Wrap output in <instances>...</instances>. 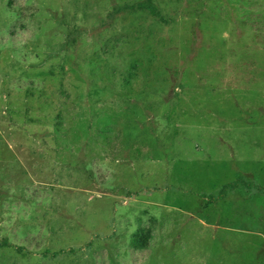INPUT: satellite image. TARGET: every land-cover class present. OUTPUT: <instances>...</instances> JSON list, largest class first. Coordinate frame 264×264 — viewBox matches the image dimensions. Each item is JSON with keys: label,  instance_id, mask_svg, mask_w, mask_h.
Returning <instances> with one entry per match:
<instances>
[{"label": "rangeland", "instance_id": "rangeland-1", "mask_svg": "<svg viewBox=\"0 0 264 264\" xmlns=\"http://www.w3.org/2000/svg\"><path fill=\"white\" fill-rule=\"evenodd\" d=\"M144 1L0 0V264H264V0Z\"/></svg>", "mask_w": 264, "mask_h": 264}, {"label": "trees", "instance_id": "trees-1", "mask_svg": "<svg viewBox=\"0 0 264 264\" xmlns=\"http://www.w3.org/2000/svg\"><path fill=\"white\" fill-rule=\"evenodd\" d=\"M134 8H138L140 10H145L147 12H149L152 16L159 18L161 21H164V17L162 16V14L160 13L159 9L155 6V4L152 2V0H146L136 6H133ZM238 181H236L235 183L232 184H228L226 186H224L223 190L221 191L223 194L222 195H226V193L228 192V190H233L236 189V187L238 186Z\"/></svg>", "mask_w": 264, "mask_h": 264}]
</instances>
